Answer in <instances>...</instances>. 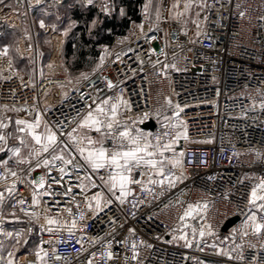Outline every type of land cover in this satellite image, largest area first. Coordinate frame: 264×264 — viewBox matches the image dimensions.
<instances>
[{
  "label": "built area",
  "instance_id": "2783aa9c",
  "mask_svg": "<svg viewBox=\"0 0 264 264\" xmlns=\"http://www.w3.org/2000/svg\"><path fill=\"white\" fill-rule=\"evenodd\" d=\"M196 1L198 5L202 2L205 5L200 7L198 28L196 25L184 29L182 16L175 22H169L167 18L157 23L149 22L147 12H144L140 23L144 26L143 31L132 32L135 26L132 22L127 35L115 36L114 46H117L107 55L104 65L89 71L88 80L83 79L66 92L49 93L56 85L65 83L64 78L32 82L14 63L9 72V57H0L4 75L12 77L0 80V106H32L33 111H43L48 121L59 120L66 131H71L86 115L87 105L92 104L93 98L122 95L130 108L129 111L120 107L122 123H131L129 118L149 113L148 118L135 127L153 144L157 138L161 145L169 143L177 132L187 135V139L183 135L180 137L173 145V151L164 154L175 159L179 158L180 152L184 153L182 169L166 166V172L175 175L182 172V181L174 187H168L167 183L163 187L148 184L152 170L136 169L131 175L143 180V188L130 184L132 195L124 204L105 190L113 202L99 215L88 213L85 191L75 185L83 183V178L89 176L102 188L101 177L107 179L109 170L94 172L87 166L82 170L69 166V174L62 183L73 188L74 202L72 195L45 197L46 203L37 211L50 207L48 214L61 224L67 222L69 227L75 218L78 226L72 236L67 228L49 234L42 232L39 224L28 222L29 217L19 211L17 198L25 197L23 207L28 209L31 189L18 184L13 196L9 197L5 192L6 200L0 209L3 215L0 243L7 226H17L24 228L27 238L37 241V245L41 237L46 241L43 244L48 251L45 264H87L89 259L93 264H264V230L257 234L248 222L251 188L264 177V108H261L264 103V0ZM63 3L64 0H4L0 3V27H8L40 5L56 8ZM91 5L101 13L111 14L116 8V0H92ZM105 5L109 9L107 12L103 11ZM152 36L156 39L145 38ZM161 49L167 52V61ZM116 53L121 54L119 60ZM157 59L175 63L180 70L169 69L166 76H158L161 66L152 67ZM107 80L118 87L108 90ZM11 90H15V96ZM166 98L171 99L172 107L167 105ZM176 104L183 109L179 127L174 126L177 124ZM149 120L154 121L153 130H142L141 125ZM105 146L113 147L111 139L105 141ZM256 152H260L262 158L258 159ZM72 155L76 157L74 164H83L78 153L74 151ZM0 157L4 154L0 153ZM43 172V169L38 170L33 178ZM52 174L57 178L60 176L57 171ZM52 188L61 193L64 191L56 184ZM3 190L0 185V191ZM56 200L60 201L59 205L55 204ZM204 203L208 205L206 210L201 207L183 221L180 219L189 204ZM66 207L72 208L73 215L64 211ZM12 212L19 220L10 214ZM81 212L89 218L80 221ZM256 214L258 222H264V213L257 211ZM233 218L238 220L223 232L224 225ZM207 224H211L214 235L205 234L201 238L199 232ZM193 229L196 232L191 248L185 247L183 240H173V236L184 233L193 239ZM205 231L207 233L206 228ZM109 243L114 259L104 261L100 254ZM133 243L139 254L137 260L131 259ZM213 244L216 247H212ZM220 249L233 258L218 254ZM37 250L20 256L14 248L4 254L0 252V264H8L9 252L13 253L14 264H40L35 256ZM92 253H96L95 258Z\"/></svg>",
  "mask_w": 264,
  "mask_h": 264
},
{
  "label": "snow or ice",
  "instance_id": "6c2138e0",
  "mask_svg": "<svg viewBox=\"0 0 264 264\" xmlns=\"http://www.w3.org/2000/svg\"><path fill=\"white\" fill-rule=\"evenodd\" d=\"M3 2L4 0H0V3ZM88 3L91 4L92 0H88ZM194 4L195 0H185L183 10L179 11L181 7L180 0H176V3L172 7L178 10L176 15L179 17L189 12ZM204 6L203 2L198 5V7ZM145 8H147V5H145ZM103 11H109L107 5L103 7ZM120 13L124 15L123 9L120 10ZM243 15L241 13V16ZM197 16H199V13H197ZM160 18L159 11H157V20L159 21ZM193 23H196V21H193ZM41 27H44L43 21H41ZM137 27L143 31L144 26L142 24ZM198 27L199 25L197 24ZM145 38L149 40L156 39L155 36ZM151 51L155 53V49ZM161 52L165 56V61H167V52L164 49H161ZM8 54L7 47L0 50V57H8ZM107 55V50H105V55L100 56V63L97 65V68L104 65ZM120 55V53H116L117 60L120 59ZM124 55H127V53H124ZM140 63L142 64L143 61H140ZM7 65L8 71L11 72L13 62L10 58L7 61ZM157 65L161 66L157 71L158 76H166L169 69L180 70L175 63L169 64L159 59L153 63L152 67L156 68ZM11 78V75H4V69L0 68V80H10ZM82 78L84 80L89 79L87 74H82ZM20 79L23 82V77H20ZM106 87L108 90H112L118 87V85L114 84L111 80H107ZM11 92L15 96V90H11ZM83 98L84 94L81 96V99ZM113 99H115V102L110 103ZM166 103L169 107H172L170 98H166ZM25 104H27V101H25ZM93 104L95 107H93ZM121 106L130 111L129 102L122 95L116 96L115 98L112 96L104 99H99L98 97L93 98L92 104L87 105L88 111L86 115L76 122V127H73L71 131H66L65 125L59 120L55 122L48 121L43 111H33L32 106H9L7 104L0 106V153L4 154V157H0V185L4 189L0 191V209L3 208L6 200L5 192L11 197L16 193L18 184L25 185L31 189V203L29 208L25 209L23 207L26 203L25 197H18L17 203L20 205L19 211L29 217L28 222L39 224L40 230L49 234L67 228L69 236H72L74 234L73 230L77 229L78 226V221L75 218L72 219L71 226L69 227L67 222L61 224V221L48 214L51 211L50 207H45L41 211H37V209H41L42 204L46 203L44 201L45 197L72 195L74 202L75 195L73 194V188L71 186L66 187L62 183L65 175L69 174L67 171L69 166L77 170H82L84 166H87L94 172L107 168L109 175L107 179L101 177V180L104 181L107 191L120 204H124L126 198L132 195L129 189L130 184L135 183L141 185L142 188L144 186L142 179H134L131 175L136 169L143 168L145 170H152V175L148 177V184H158L163 187L167 183L168 187H174L178 181H182V172L181 175L166 172V166L171 165L173 168L180 167L182 169L183 161L181 158L184 156V153L180 152L179 158L175 159H169L164 154L165 152L173 151V145L182 135L184 139H187L186 133L177 132L176 136L169 143L163 145H161L160 139L157 138L156 144H153L148 136L135 127L137 123H142L147 119L149 113L145 112L142 116L136 117L135 119L129 118L131 123H122L119 118V109ZM261 108H264V103L261 104ZM182 110L179 104L174 106V116L177 120V124L174 125L175 127L180 126L179 116ZM9 112L16 114L24 113L25 116L13 120L11 116L7 115ZM80 130L87 131L83 135H78L77 133ZM92 131L99 134L100 138L95 139L87 134ZM109 139H111L113 145L111 149L105 146V141ZM12 141H15V143H11ZM73 146L75 152L78 153L79 158L83 161V164L73 163L74 159H76L72 155ZM256 156L258 159L262 158L260 152H256ZM40 169H43L44 172L38 177L33 178V174ZM53 171L60 173V176L58 178L53 176ZM143 174L142 172L141 176ZM154 177H160V179H154ZM83 179L91 181V177L89 176H85ZM53 184L64 188V191L61 193L54 190L52 188ZM75 187L80 188L84 192L88 188V185L81 183L75 185ZM91 187L95 188L97 185L92 182ZM117 192L119 193L118 195ZM84 198L87 202L88 213L94 215H99L100 212H103L113 202L111 198L105 196L104 192H96L91 196L85 195ZM59 203V200L55 201L56 205H59ZM248 205L251 213L248 216V222L251 224L254 232L259 234L264 230V222H258L256 212L264 213V177L259 178V182L251 188ZM76 207L79 210L78 204ZM133 207H135V204H133ZM201 207L206 210L208 205L207 203L203 205L189 204L180 219L183 221L185 217L191 216L194 211L200 210ZM252 209L256 211H252ZM64 211L69 215H73L72 208L70 207H66ZM10 214L19 220L15 212ZM88 218L85 213H80V221H85ZM0 220H3L2 214H0ZM205 228L207 229V233ZM28 231L31 232V229H28ZM129 231L134 230L129 229ZM195 232L196 230L193 229V239L191 240L188 238L187 233L178 237L173 236V240H183L184 246L191 248L193 246V240L195 239ZM22 234L23 231L15 234L17 244L21 243ZM205 234L214 235L211 224H207L201 228L199 232L200 237L203 238ZM244 234L247 235V232ZM7 236L11 238L13 233H7ZM23 242L25 244L27 243L26 240ZM77 242L79 243V241ZM44 243L46 241L41 237L37 245L38 250L35 252V256L40 264H45V258L48 256V251L43 248ZM47 243H50V241H47ZM212 247H216V245L213 244ZM132 249L133 255L131 259L137 260L139 254L135 251V243L132 244ZM52 251L54 253L56 251L55 248ZM218 254L226 255L229 259L233 258L230 253L225 252L223 249H220ZM100 255L104 261H112L114 259L111 243L107 245L106 249ZM8 256V264H14L12 259L13 253L9 252ZM95 256L96 253H92V257L95 258ZM57 259L60 258L57 257ZM87 264H93V260L89 259Z\"/></svg>",
  "mask_w": 264,
  "mask_h": 264
},
{
  "label": "rangeland",
  "instance_id": "374dc122",
  "mask_svg": "<svg viewBox=\"0 0 264 264\" xmlns=\"http://www.w3.org/2000/svg\"><path fill=\"white\" fill-rule=\"evenodd\" d=\"M184 2L185 0H180L181 7L179 11L183 10ZM174 3H176V0H146L141 9L142 16L144 12H147V19L149 22L153 23L160 22L164 18H167L169 22H175L178 18L176 15L178 10L173 9L172 6ZM145 5H147V8H145ZM78 6L82 7L84 10H86L87 7H93V5L88 3V0H67L56 8H49L45 5L33 8L30 10L29 14H24L21 19L9 25L7 28L11 29V31H9L10 34H8L4 40H0V50L7 47L9 53L8 57L17 67H20L18 68L23 74H27L32 82H35L34 80L36 77H38L39 81L48 78L65 79V83L56 85L50 90V94L59 90L66 92L68 88L79 85L83 80L82 74H87L91 71L72 72L69 69L71 59L68 60L64 56L66 43L78 37V23L71 16V12ZM124 7L125 6L119 4V0H116L114 12L119 18L126 17L127 15V9H124ZM121 9H123L124 15H121ZM157 11H159L161 17L159 21L157 20ZM97 13L106 15L98 10ZM197 13L200 14V7H198L197 1L195 0V4L191 7L190 11L184 13L182 16V26L184 29H190L199 23V16H197ZM41 21H43L44 27H41ZM193 21H196V23H193ZM97 22L98 19L96 21L94 20V24H97ZM140 23L141 21L138 23L135 22L132 31L135 34L140 30V28L137 27ZM129 31H131L130 27L128 32ZM122 43H125V41ZM116 46H100L101 55H105V50H107L109 54ZM99 63L100 58L95 68H97ZM34 71H37V74H35ZM43 71H46V76L41 74ZM69 81H71V83H69ZM7 115L11 116L13 120L24 117L13 112H9ZM90 133L91 132H88L87 134L90 135ZM11 143H15V141ZM74 151L73 146V152ZM91 181L96 183L92 178ZM96 188H98V192L105 191L104 185L102 187L104 189L99 186L95 187V189ZM21 231H23L21 243L17 244L15 234ZM7 233H13V236L10 238L7 236ZM25 240L27 241L26 244L23 242ZM0 246V252L2 254L14 248L16 254L20 256L25 252L36 250L37 241L28 239L24 228L7 226L5 234L2 236Z\"/></svg>",
  "mask_w": 264,
  "mask_h": 264
},
{
  "label": "trees",
  "instance_id": "16d2710c",
  "mask_svg": "<svg viewBox=\"0 0 264 264\" xmlns=\"http://www.w3.org/2000/svg\"><path fill=\"white\" fill-rule=\"evenodd\" d=\"M145 1L119 0V4L127 9L126 17L122 18L117 16L115 10L110 15H102L94 7H87L86 10L80 6L75 8L71 16L78 23V37L69 40L64 50L66 59H71L69 69L74 73L95 69L101 56L99 47H113L115 36L127 35L131 23L141 21ZM97 19V24H94ZM9 31L11 29L7 27H0V40H4Z\"/></svg>",
  "mask_w": 264,
  "mask_h": 264
},
{
  "label": "crops",
  "instance_id": "0c3cea01",
  "mask_svg": "<svg viewBox=\"0 0 264 264\" xmlns=\"http://www.w3.org/2000/svg\"><path fill=\"white\" fill-rule=\"evenodd\" d=\"M18 67H19V66H18ZM19 68H20V67H19ZM34 72H35V74H37V71H34ZM26 75H27V74H26ZM42 75L46 76V75H47L46 71H43ZM34 81H39L38 77H36V79H35ZM20 115L25 116L24 113H20ZM86 131H87V130H81V131H79L77 134H78V135H83ZM90 135H91L93 138H95V139H99V138H100L98 135H96V134L94 133V131H92V132L90 133ZM25 154H26V153H25ZM91 182H92V181H88V180H84V181H83V184L88 185V188H87L86 191H85V194L88 195V196H91V195L95 194L96 192H98V191H97L98 188L95 189V188H92V187H91ZM95 184L98 186L97 183H95ZM104 188H105V190L107 191V188L105 187V184H104ZM106 191H104V192H105V196L107 197V192H106ZM109 194H110V193H109ZM110 195H111V194H110Z\"/></svg>",
  "mask_w": 264,
  "mask_h": 264
},
{
  "label": "water",
  "instance_id": "95a60500",
  "mask_svg": "<svg viewBox=\"0 0 264 264\" xmlns=\"http://www.w3.org/2000/svg\"><path fill=\"white\" fill-rule=\"evenodd\" d=\"M154 121L153 120H149L147 122H144L142 125H141V128L142 130H145V131H152L153 128H154ZM238 220V218H233V219H230L229 221H227V223L224 225L222 231L223 232H226L230 226L232 224H234L236 221Z\"/></svg>",
  "mask_w": 264,
  "mask_h": 264
}]
</instances>
